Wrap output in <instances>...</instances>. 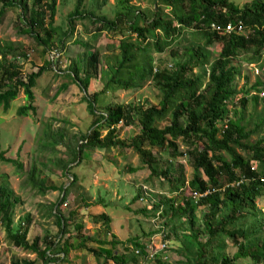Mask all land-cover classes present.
Here are the masks:
<instances>
[{
  "label": "trees",
  "instance_id": "trees-1",
  "mask_svg": "<svg viewBox=\"0 0 264 264\" xmlns=\"http://www.w3.org/2000/svg\"><path fill=\"white\" fill-rule=\"evenodd\" d=\"M2 1L0 22L8 7L19 8L21 21L28 24L26 32L46 50H49L55 35L60 33V40L64 41L74 32V20L86 17L82 9L86 1L77 0L75 10L69 15V31L62 33L54 26L57 0H35V8L31 13L23 5L25 2ZM162 2L170 9V13L157 10L143 26L139 23L137 9L129 8L128 12L133 16L129 20V28L137 38L135 41L130 37L129 40H121V56L109 77L111 84L126 90L142 88L150 81L155 82L163 94L162 105L151 106L142 112L132 104L100 107V96L105 90L89 97L86 95L90 82L98 78L101 61L99 52L91 53V46L87 44V52L91 54L87 56L85 68L81 70L74 66L69 75L79 82L84 93L83 100L94 121L87 134L81 138L74 137V140L65 142L66 134L61 131L53 137L48 133L47 140L53 141L52 148L60 146L59 149L71 154L72 162L80 163L88 150L135 149L142 163L151 171L150 176L163 178L171 186V194L176 195L171 198L164 196L159 202L154 201L151 208L145 207L139 212L163 222L164 228L171 229L165 236L167 248L171 241H179L180 231L182 235L189 234L193 238L190 242L195 250L191 251L188 246L182 249L186 257L183 264H238L240 260L264 264V213L257 204V199L264 193V117L252 131L243 125V117H231V113L239 114L234 109L238 97L242 112L247 110L252 90L257 92L253 97L255 103L260 101V96H263L264 101V80L259 79L247 93L238 90L237 84L243 75L235 64V59L246 55L250 56V63L264 60V0H254L243 7L234 5L232 0ZM125 3L127 0H124ZM29 13L30 18L26 22L25 16ZM94 16L90 14L93 23L100 24L97 29L102 32L106 29L117 31V24L123 15L120 14L117 20H108L105 16L95 19ZM239 22L244 24L248 34H223L210 30L213 23L226 25ZM190 30L195 32L194 36L199 42L182 45V53L172 48L171 55L175 62L170 69L161 70L150 56V51L154 49L157 53H164L176 42L181 43L185 32ZM214 44L220 46L219 57L212 61V53L208 48ZM27 57L25 52H19L12 44H0V111H9L12 103L23 92L27 104L19 108V116L37 113L34 90L46 69L42 67L38 72L24 71L21 60ZM137 114H141L140 133L128 144L119 138L118 127L120 124L131 126ZM258 133L261 137L252 143V137ZM47 140L46 147L50 142ZM234 148L244 151L247 156L240 155ZM182 159L193 168L188 180L183 166L178 165ZM0 161L15 166L18 172L24 169L20 160L7 158L5 152L0 151ZM72 162L64 165L65 171L72 172ZM37 170L36 165L32 167L27 185L38 189L40 193L47 190L61 192L60 202L50 205L49 215L56 219L62 236L60 242L64 246L57 249L55 245L60 242L53 241L49 247L42 249L39 237H29L31 216L25 217L19 226H14L13 210L22 203V199L11 188L8 178L3 176L0 179V220L6 236L16 247L36 257L21 264L64 261L73 248H85L100 260L102 255L86 245L88 239L83 236V223L76 224V230L79 231L76 242L79 245L72 244L71 237L64 239L70 220L61 207L77 183L76 175L69 180L67 188L66 185L57 187L52 184L54 180L51 177L42 176ZM140 198L142 194H138L133 201ZM179 198H182L181 202ZM201 207L204 209L199 213ZM71 214L73 217L74 213ZM109 221V217H106V222ZM157 234L160 232L145 235L149 236L146 242H140V237L131 240L135 251L139 250L145 261L150 237ZM112 242L119 244L116 237H113ZM172 243L176 245L175 241ZM230 246L236 249L234 255L227 251ZM135 251L132 259L139 264V256ZM56 252L61 254L59 258ZM119 259L115 258L114 261L107 258L105 264L128 262Z\"/></svg>",
  "mask_w": 264,
  "mask_h": 264
},
{
  "label": "rangeland",
  "instance_id": "rangeland-1",
  "mask_svg": "<svg viewBox=\"0 0 264 264\" xmlns=\"http://www.w3.org/2000/svg\"><path fill=\"white\" fill-rule=\"evenodd\" d=\"M20 1L25 2L23 5L30 13L35 8V0H17V2ZM85 1L82 9L85 10L83 14L86 17L74 20V32L64 41L60 40V33L55 35L49 50H46L45 46L39 45L26 32L28 24L21 21L19 8L8 7L0 22V44H12L19 52H25L28 55L25 60H21V64H24V71L38 72L42 67L46 69L34 90L37 107L35 115L19 116V108L27 104L23 92L12 103L9 111H0V151L5 152L7 158L20 160L24 166L23 171L18 172L15 166L0 161V179L3 176L7 177L11 188L22 199V203L13 210L14 226H19L25 217L31 216L32 224L29 237H39L42 249L49 247L53 241L60 242L62 239L55 217L49 215L50 205L60 202L61 192L47 190L40 193L38 189H33L26 184L32 167L36 165L37 172L42 176L51 177L54 180L52 184L57 187L63 185L68 187L69 180L73 175H76L77 183L70 190L67 202L61 207V211L70 220L64 239L71 237V243L79 245V242H76L79 234L76 224L83 223V236L88 239L86 240L87 247L95 249L102 255L98 260L93 253L85 248H73L64 261L61 260L53 264H105L107 258L114 261H116L115 258H121L119 259L121 262L126 259L127 264H136L132 259L135 248L131 240L140 237V242H146L149 236H144L155 232H160V234L150 237V245L152 244L157 251L156 257L151 261H145L138 255V263L141 264L144 260L145 264H183L186 257L182 249L188 246L191 251H194L190 242L193 238L189 234L182 235L179 230V241L174 240L176 245L172 243L174 241L168 242V248L158 252L160 246L165 244V236L171 229L164 228L163 222L139 212L145 207L151 208L154 201L159 202L164 196L171 198L176 195L171 194V186L163 178L150 176L151 171L142 163L135 149L88 150L85 151L80 163L72 162L71 154L59 149L60 146L56 149L52 148L53 141L47 140L48 133L53 137L58 132L64 131L65 142H68L74 140V137L81 138L89 131L94 117L89 113L87 103L83 100L84 93L79 82L69 74L74 66L83 70L87 56L96 51L101 57L99 75L97 80L90 82L86 95L89 97L95 92L105 90L100 96V107L132 104L142 112L151 106L160 107L162 105L163 94L155 82L150 81L142 88L126 90L111 84L109 77L121 56V40L124 38L129 40L130 37L132 41H135L137 38L129 28V20L133 18L128 12L129 8L137 9L141 26L146 20L152 19L157 10L160 13L169 14L170 9L163 4L162 0H127L125 4H123L124 0ZM253 1L232 0L238 7H243ZM76 4L77 0H57L54 26L62 33L69 31V15L75 10ZM2 7L3 1L0 0V11ZM30 13L25 16L26 22L30 18ZM90 14L95 15V19L105 16L108 20H117L120 14L123 16L117 24V31L106 29L100 32L97 29L100 24L96 25L95 20L93 23ZM194 33L191 30L185 32L183 41L176 42L164 53H157L152 49L150 56L154 58L156 65L161 70L170 69L175 62L171 55L172 48L179 49L182 53V45L199 42ZM87 44L91 46V53L87 52ZM219 48V44L208 48L212 53V61L219 57ZM56 52L59 54L55 55ZM249 57L246 55L235 59V64L238 65L243 75L237 84L239 91L246 92L253 89L259 79L264 80V60L260 63H250ZM108 66L111 68L109 67V69ZM255 95L257 92L252 90L249 94V105L244 113L238 103V97L235 100L237 104L234 109L239 114L237 116L231 113V117H238V119L243 117V125L247 126L249 131L255 130L264 117L263 96H260V101L255 103L253 101ZM140 115H136L131 126L119 125L118 136L122 141L130 144L140 133ZM260 137L261 134H255L251 142L255 143ZM46 140L50 141L47 147L45 146ZM181 149L183 151V146ZM234 151L247 156L244 151L238 148H234ZM68 162H72L71 173L64 169V165ZM178 163L183 166L187 180L190 179L193 173L191 164L184 159ZM138 194H142V198L134 202L133 200ZM186 195L189 193L186 192ZM181 199L179 198L178 201L181 202ZM257 204L264 213V193L257 199ZM203 209L201 207L199 213ZM71 213H74L73 217ZM106 217H109L110 223L106 222ZM113 237H116L119 244L112 242ZM64 239L63 241H65ZM55 246L59 249L64 246V243L60 242ZM227 251L234 255L236 249L230 246ZM60 256L61 254L56 252V257ZM35 258L34 254L25 252L8 240L0 220V263L18 262L21 264V262ZM238 264L252 263L240 260Z\"/></svg>",
  "mask_w": 264,
  "mask_h": 264
},
{
  "label": "built area",
  "instance_id": "built-area-1",
  "mask_svg": "<svg viewBox=\"0 0 264 264\" xmlns=\"http://www.w3.org/2000/svg\"><path fill=\"white\" fill-rule=\"evenodd\" d=\"M210 30L213 31V32H218V33H223V34L246 35V34L249 33L248 31H246V28H245V26H244V24L242 22H239L238 24L228 23L226 25H221V24L213 23V24L210 25ZM57 53L58 52H56L55 55ZM194 196L196 197L197 194L194 195ZM150 243L148 244V249H147V253H148L147 261L153 260L156 257L155 254H157V251H155V249L153 248V245L152 244L150 245ZM166 248H167L166 243L165 244H162L160 246V250L158 252H162ZM136 254L137 255H140V251L139 250H136ZM142 262L143 263H141V264H145L144 263L145 262L144 260Z\"/></svg>",
  "mask_w": 264,
  "mask_h": 264
},
{
  "label": "water",
  "instance_id": "water-1",
  "mask_svg": "<svg viewBox=\"0 0 264 264\" xmlns=\"http://www.w3.org/2000/svg\"><path fill=\"white\" fill-rule=\"evenodd\" d=\"M67 188V187H66ZM66 188H65V190H66ZM63 194H65V191H64V193Z\"/></svg>",
  "mask_w": 264,
  "mask_h": 264
}]
</instances>
